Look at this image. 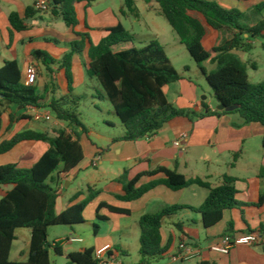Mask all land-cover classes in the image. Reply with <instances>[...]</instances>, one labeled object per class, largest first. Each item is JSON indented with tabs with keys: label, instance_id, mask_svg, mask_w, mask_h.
Masks as SVG:
<instances>
[{
	"label": "trees",
	"instance_id": "16d2710c",
	"mask_svg": "<svg viewBox=\"0 0 264 264\" xmlns=\"http://www.w3.org/2000/svg\"><path fill=\"white\" fill-rule=\"evenodd\" d=\"M98 1L100 0H49L47 12L35 7L27 9L25 19L16 13L9 17L13 30L25 32L28 30L27 19L34 18L39 13H46L53 20L63 21L79 40L71 45V49L61 60H56L42 51H35L32 55L35 61L42 63L49 71L50 66L59 65L60 70L65 72L67 94L58 98L54 92L47 108L55 119L66 127L56 129L54 136L36 130H26L9 140H0V156L12 152L25 142L49 145L48 151L32 168H22L18 164L0 166V188L12 187L0 200V264H52L51 248H54L56 254L64 256L60 243L54 246L49 244V229L67 226L74 230L75 226L85 224V211L99 195V192L88 187L85 200L61 214L57 213L59 188L63 180L82 170L85 159L81 134L87 133V129L76 114L80 97L73 96L72 66L75 56H87L85 69L88 77L98 80L104 92L103 98L111 103L123 125L124 136L113 139L112 144L143 140L157 134L174 118L184 117L195 121L211 114L210 108L204 102L202 108L207 113H198L194 109H178L168 101L164 88L183 80V77L172 66L158 40L150 41L143 48H136L133 37L121 24L108 29L107 37L98 45L93 43L88 33L76 32L75 29L79 25L76 6L80 3L90 6ZM145 1L148 6H159L161 14L210 85L216 103L225 108L237 107L233 112L222 113H235L241 117L244 124H260L264 127V83H250L249 61L242 60L238 55L251 53L255 48L254 44L264 40V3L255 7L262 18L255 26L250 27L243 23L245 13L238 9H226L215 0ZM125 3L128 11L123 10L122 15L129 13L138 17L134 0H126ZM230 34V38H227ZM215 37L220 38L217 45L212 42ZM207 41L209 46H205ZM262 48L264 50V43ZM207 62L215 66L212 71L204 67ZM252 69H257L256 64H252ZM44 100L35 86L25 84L17 62L7 61L0 69V107L6 104L23 109L43 108ZM13 121L11 117V124ZM2 127L3 112L0 110V135ZM238 156L235 155L234 161ZM160 173L165 174L166 178L138 186L142 178ZM260 176L264 178V168ZM118 182L123 186L124 194L116 196V199L126 203L143 198L158 186H165L174 192L192 186L209 190V196L199 208L175 205L154 214H146L140 219L139 264H153L154 260L167 254L169 245L163 246L161 233L166 219H171L184 210H190L201 215L205 229H210L222 222L225 212L243 206L236 198L237 179L229 176L223 177L221 186L213 187L208 181L187 179L177 171L160 168L142 173L133 180H129L128 171H125L118 178ZM81 195L82 192L77 193L71 202ZM103 210L112 215H131L130 210L102 203L97 208V219L102 222L108 221L100 216ZM182 226V223L176 224L179 231ZM99 228L97 224L93 225L96 235ZM20 229L31 231L30 251L24 262L11 260L13 245L17 241L16 232ZM262 230L264 231V227ZM96 255L94 248H84L68 254L66 264H99ZM112 255V252L108 254Z\"/></svg>",
	"mask_w": 264,
	"mask_h": 264
},
{
	"label": "crops",
	"instance_id": "0c3cea01",
	"mask_svg": "<svg viewBox=\"0 0 264 264\" xmlns=\"http://www.w3.org/2000/svg\"><path fill=\"white\" fill-rule=\"evenodd\" d=\"M103 1L106 0H100L90 6L87 3H80L77 6L80 7L81 11L88 14L92 13L94 7ZM215 1L226 9H238L245 14L257 6L254 4L255 0ZM28 8H35V0H0V69L7 61L17 62L23 79L26 81L28 67L35 65L38 73L35 87L39 95L43 96L45 100L42 103L43 108L29 107L23 109L15 105L5 104L1 141L9 140L17 133L26 130H36L54 136L56 129L66 127L65 124L58 122L47 108L54 92L58 98L67 94L68 83L65 72L60 70L59 65L50 66L51 70L49 71L42 63L35 61L32 55L35 51H42L56 60H61L71 49V45L77 42L79 38L63 21L53 20L46 13H39L34 18L27 19V31L17 32L13 30L9 21L10 15L16 13L25 19ZM149 8H153V6H149ZM123 10L122 8L121 13ZM111 13L115 14L111 8L106 9L102 16ZM136 18H139V14ZM101 22L99 29L102 31V36L97 38L98 42H93L95 45L107 37L108 29L114 28L107 26L105 20L101 19ZM256 24L255 21L249 22L248 26L253 27ZM88 27L87 21L81 24L79 20V27H76L75 31L88 33ZM87 61L86 55H77L72 66V70L75 65L80 68L85 81L90 79L85 69ZM207 63L210 68L206 69L212 71L215 66L210 62ZM185 71L191 72L187 68ZM73 76V96L78 97L74 73ZM181 76L183 80L164 88L168 101L178 109H194L198 113H207L202 108L204 102L210 108L211 114L195 121L184 117L174 118L157 134L137 142L112 144L113 139L123 137L125 132L119 136L108 133V137L95 134L93 140L88 137V131L81 134V145L85 158L82 165L83 169L78 170L74 176L63 180L59 194L63 196L66 189H70L77 180H82L87 188L86 190L80 187L75 188L71 193L66 191L70 195L61 213L85 200L87 189L91 187L94 191L99 192L96 200L89 205L96 210V214L98 206L106 203L117 208L130 210V216H113L129 218L139 226V221L144 215L160 212L167 207L184 205L199 208L209 196V190L192 186L174 192L165 186H158L143 198L126 203L116 199V196L124 194L123 186L118 182V178L125 171H128L129 180H133L142 173L163 168L177 171L187 179L208 181L213 187L221 186L224 176L233 177L237 179L236 189L238 193L236 198L243 206L225 212L222 222L210 229H205L201 215L190 210H184L177 215L178 218L175 216L166 219L161 229L163 246L169 245V250L165 256L175 255L176 252H179V248L175 244L177 235L173 228H176V224L182 223L179 245L186 243L198 253L196 258L181 261L182 263L264 264V240L256 246L236 247L228 255L215 253L210 249L211 245L226 235L239 236L253 232L262 233L264 236L262 230L264 227V178L260 176L261 170L264 168V127L260 124H244L238 114H224L218 111L219 105L217 103L212 105L207 101L206 96H202L206 90L201 84L195 83L185 75L181 74ZM203 80H206L204 76ZM34 113L45 114L49 117L37 121L34 119ZM11 117L14 119L12 124ZM110 127L116 128V125ZM177 142L180 143V146H176ZM48 149L49 145L46 143H22L12 152L0 156V166L13 163L3 158L17 152L18 160L15 164L22 168H32ZM235 155H239L236 161H234ZM94 163H97L96 167H94ZM165 178L163 173L153 177H144L138 186ZM1 189L2 187L0 192ZM79 192H82V195L76 201L71 202V199ZM4 196L0 193V200ZM131 230L132 226L129 224L124 223L121 226V231L125 235H131ZM16 235L17 241L22 239L26 244V248L22 249L19 254L21 260L17 261L24 262L27 260L30 251L31 231L20 229L17 230ZM63 254L65 257L68 255L64 249ZM117 254L125 256L127 252L120 249L114 255L117 256ZM118 261L123 264L119 259Z\"/></svg>",
	"mask_w": 264,
	"mask_h": 264
},
{
	"label": "rangeland",
	"instance_id": "374dc122",
	"mask_svg": "<svg viewBox=\"0 0 264 264\" xmlns=\"http://www.w3.org/2000/svg\"><path fill=\"white\" fill-rule=\"evenodd\" d=\"M126 0H106L94 7L92 13H85L80 10L79 6H76L80 23L88 22L89 27L87 32L90 34L93 42H98L97 38L102 36V31L99 26L102 24L101 19L106 21L107 26L115 27L119 24L123 25L125 29L133 37L134 45L136 48L145 47L150 41L158 40L164 47L167 56L169 57L172 66L178 71V73L185 75L187 78H191L195 83L201 84L206 90L202 96H206L207 101L212 105H216L214 98V92L206 80H203V75L198 68V65L193 60L186 47L180 42L179 37L174 32L166 18L161 14L160 8L157 4L153 5V8H149L145 0H134L135 6L138 9L139 18L128 13L123 16L121 9L128 11L125 6ZM264 3V0H255V5ZM112 9L114 13L105 15L103 12L106 9ZM255 8L251 9L246 14V18L243 21L245 25H249V22L258 23L262 18L260 17ZM61 25L62 22H60ZM79 25L77 26V28ZM231 34L227 38H230ZM212 42L217 45L220 42L219 37L212 39ZM264 40L257 41L254 45L255 48L251 53L241 54L239 57L244 61H249V81L251 84L264 83V50L262 44ZM209 41L205 42V46H209ZM252 64H256L257 69H252ZM205 68H210L208 63L204 64ZM185 68L191 70V72L185 71ZM73 73L75 75L76 87L78 91V97H80L79 106L76 111L81 122L84 124L88 131V137L93 140L95 134L108 137V133L119 136L124 132L122 123L118 116L115 117V111L111 103L108 100L103 99V89L96 79H88L82 77L80 68L75 65L73 67ZM85 77V76H84ZM200 85V86H201ZM200 89V88H199ZM5 105L0 107L1 112L5 111ZM116 125V128L110 127ZM9 161L15 164L17 158V152L5 156ZM82 188L86 190V185L82 180H77L76 183L66 189L68 193L75 188ZM11 190L10 186L2 187L1 195ZM64 192L63 196H59L57 204V213L60 214L64 208V204L67 203L69 195ZM100 216L107 218V222H102L97 219L96 210L88 206L85 211L84 218L85 224L75 226L74 230H71L67 226H55L49 229L48 242L51 246L56 243H60L65 253L78 252L84 248H94L96 254L102 256L104 259L108 257L109 252L116 254L118 250H125L127 255H118V259L123 264H139L141 261L140 250V228L136 223L129 218H117L107 211H102ZM177 216L176 218H178ZM129 224L132 226L131 235H125L121 231L123 224ZM97 224L100 228L97 235L94 233L93 225ZM176 235V246L179 248L181 231L177 228H173ZM28 231V230H26ZM71 238L82 239V243H71ZM26 248V244L22 239L15 242L13 245L11 259L12 261H20L19 254L22 249ZM177 253V252H176ZM175 253V254H176ZM167 255L163 258L156 259L153 264H190L182 263L181 261H173L172 256ZM50 257L52 264H66L67 259L65 256L56 254L54 248L50 249ZM195 263V262H191Z\"/></svg>",
	"mask_w": 264,
	"mask_h": 264
},
{
	"label": "built area",
	"instance_id": "2783aa9c",
	"mask_svg": "<svg viewBox=\"0 0 264 264\" xmlns=\"http://www.w3.org/2000/svg\"><path fill=\"white\" fill-rule=\"evenodd\" d=\"M50 2L49 0H35V7L36 9L47 12L49 10ZM27 78L25 81V84L27 86H35L38 79V73L35 65H30L27 69ZM48 115L45 114H38L34 113V119L35 120H41V119H48ZM176 146H180V143L177 142ZM97 166V163H94V167ZM264 240V236L262 233H248L245 235H239V236H232V235H226L222 237L219 241L215 242L213 245H211L210 249L212 252L220 253L223 255L230 254L231 250L239 247V246H256L259 245ZM71 243H82V239L77 238H71L69 240ZM198 256V253L189 245L186 243H181L179 245V252L172 256L173 261H188L191 259H194ZM96 258L99 262V264H121L118 261L117 256L114 254L112 256H108L106 259H104L100 255H96Z\"/></svg>",
	"mask_w": 264,
	"mask_h": 264
},
{
	"label": "water",
	"instance_id": "95a60500",
	"mask_svg": "<svg viewBox=\"0 0 264 264\" xmlns=\"http://www.w3.org/2000/svg\"><path fill=\"white\" fill-rule=\"evenodd\" d=\"M217 109H218V111H220V112H223V111L233 112L234 110L237 109V107L225 108L224 106L219 105Z\"/></svg>",
	"mask_w": 264,
	"mask_h": 264
}]
</instances>
